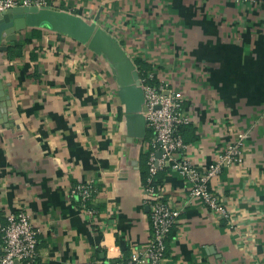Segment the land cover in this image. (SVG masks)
Returning <instances> with one entry per match:
<instances>
[{
    "label": "crops",
    "instance_id": "1",
    "mask_svg": "<svg viewBox=\"0 0 264 264\" xmlns=\"http://www.w3.org/2000/svg\"><path fill=\"white\" fill-rule=\"evenodd\" d=\"M96 19L138 71L183 96L184 155L205 166L243 139L240 162L212 179L230 218L189 195L165 168L156 192L179 211L159 264H264V0H49ZM0 53V225L24 209L38 235V264H134L152 237L145 192L151 132L128 141L106 61L86 43L39 29ZM8 49V48H7ZM91 182L87 213L70 194Z\"/></svg>",
    "mask_w": 264,
    "mask_h": 264
},
{
    "label": "built area",
    "instance_id": "2",
    "mask_svg": "<svg viewBox=\"0 0 264 264\" xmlns=\"http://www.w3.org/2000/svg\"><path fill=\"white\" fill-rule=\"evenodd\" d=\"M245 3L250 0H233ZM49 0H0V13L17 7H47ZM153 75L140 77L144 92L142 113L146 127L151 132L148 151V173L145 192L152 196L149 220L152 237L148 245L137 251L140 263L159 264L166 251V239L179 216V211L171 203L163 201L156 192L155 176L165 168L176 171L189 183V195L198 198L212 213L229 219L227 208L219 200L211 187V181L223 169L240 162L243 139L236 136L218 152L215 160L205 166L193 163L184 155L186 143L180 128L188 123L183 109V96L167 83H151ZM159 153V155H158ZM96 189L91 182H81L70 189L82 208L90 214L95 211L89 206ZM40 230L31 221L24 209L6 215L0 225V264H38V235ZM96 264H100L96 262ZM114 264H134L131 261L116 260Z\"/></svg>",
    "mask_w": 264,
    "mask_h": 264
},
{
    "label": "water",
    "instance_id": "3",
    "mask_svg": "<svg viewBox=\"0 0 264 264\" xmlns=\"http://www.w3.org/2000/svg\"><path fill=\"white\" fill-rule=\"evenodd\" d=\"M25 28L47 29L67 35L80 43H86L91 51L102 57L109 65L117 85L128 141L145 136L148 127L142 113L144 92L139 71L115 36L97 27L96 19L88 21L80 15L51 6H17L0 13V53L7 51L4 42L16 40V33ZM6 100L8 95L0 83V103L5 104Z\"/></svg>",
    "mask_w": 264,
    "mask_h": 264
},
{
    "label": "trees",
    "instance_id": "4",
    "mask_svg": "<svg viewBox=\"0 0 264 264\" xmlns=\"http://www.w3.org/2000/svg\"><path fill=\"white\" fill-rule=\"evenodd\" d=\"M32 30H33V33L35 35H38L40 33V30L37 29V28H32ZM21 54H22V49H21L20 46L12 45V46L8 47V49H7V55L10 56V57L20 56ZM146 75H147L146 72H141V70L139 71V76L140 77H144ZM150 82L153 83V84H157V82L155 81L154 77H152Z\"/></svg>",
    "mask_w": 264,
    "mask_h": 264
}]
</instances>
